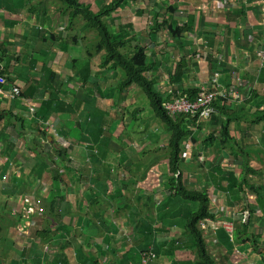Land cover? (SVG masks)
<instances>
[{"label":"crops","instance_id":"0c3cea01","mask_svg":"<svg viewBox=\"0 0 264 264\" xmlns=\"http://www.w3.org/2000/svg\"><path fill=\"white\" fill-rule=\"evenodd\" d=\"M18 1L0 0V45L6 43L10 53L20 56L22 49L28 48L27 45L24 46L27 31L32 33L35 26L42 24L43 19L48 28L50 22L57 24L60 28H56V32L63 35L61 40L56 37L54 40L49 38L29 42V49L32 52L41 53L42 50H46L45 59L39 62L37 73H33L29 79L30 86L38 87L40 90L39 94H35L32 98L33 103L38 106L42 100L46 99L45 102H47L49 98L52 100L55 97L54 94L52 97L42 94L45 92L44 89L52 88L46 85V78L51 77V74L45 75L46 78L40 74L45 65L59 76L58 82L64 81L61 97L69 104H81L78 114L65 119H61L57 113L49 117L54 119L52 120L54 127L50 132L58 131L59 135L65 133V136L72 138L62 139L56 137L58 135L55 137L49 135L48 140L55 148H71L73 155L75 151L84 152L82 150L84 148H95L94 144H97V148H103L104 162L101 164L102 170L99 173L96 172V169L100 168L99 164L92 161L84 162L86 164L84 167L72 158L67 163L66 167L71 171L64 174V178H67L70 185L62 184L66 187L64 188L66 193H64L67 200L57 205L64 210L63 212H67L63 219L67 214L70 215L69 223L65 224L67 221L62 220L58 228L50 226L54 230L57 229L58 235L51 239V243L59 245V251L68 247L67 264H138L139 255L142 252L140 249L147 242L145 236L147 238L154 236L149 235L147 226L136 221V215L143 212V216L152 223L153 221L158 222L154 239L162 246L165 243H171L179 236L175 232L174 223L181 224L177 219L183 217L185 206H188L178 198V195H175L174 191L169 190L168 181L172 174L166 148L169 135L166 133L161 135L158 128L147 125L144 128L149 129V135L146 137L140 135L142 124L137 121V114L141 115L142 112L139 114L137 108L134 109V113L128 111L120 114L121 108L128 109L135 104L136 100L133 99L132 94L137 93L138 88L132 86L125 91H118L120 93L119 104L113 102V92L106 93L108 88L105 85L111 87L114 84L113 79H118L117 83L119 82L121 77L118 76V71L107 73L108 81L93 80L85 84L82 77L74 79V72L80 68H74L73 58L76 47L70 40L73 30L72 33L67 31L62 26L61 20H56L58 14H55V17L52 15V20H50L48 17L35 14L28 16L22 8L15 10ZM98 1H95V4H98ZM170 4H173L171 15L181 23L187 22V25L179 30L178 38H172L169 23L167 25L164 23L169 16ZM137 8L140 10L144 8V13L136 12ZM112 17H114V27L121 23L133 24L134 28L131 32L134 33L135 42L132 44L135 46L139 43L147 48L150 63L153 64L150 77L157 80L156 88L161 91L166 100L170 95L172 99L175 93H184L189 89H209L213 79H216L215 87L228 96L224 99L226 103L222 102L218 109H213L210 117L199 119L202 128L195 131L198 137V141L193 144L195 155L190 154L188 152L190 148L185 146L186 151L184 150L182 154L180 165L182 168L179 169L186 188L198 189L207 193L210 199V209L217 215L214 220H209L208 224L215 226L217 222L220 223L227 219L228 223L233 225L231 230H227L232 232L233 228L234 230L242 229L238 214L245 213L246 221L249 216L252 220L264 216V120L256 124L251 121V117H254L258 111L264 110V62H261L259 56L260 49L264 45V0H146L144 3H131L113 12ZM112 17L107 21L112 23ZM157 17L162 24L158 31H154L152 28L156 24ZM142 24H145L144 28L141 27ZM83 26L84 23L80 31L82 33L81 44L84 43L89 47L92 44L89 31L92 30L89 29L87 32ZM51 30L55 32L54 29L51 28ZM93 39L96 41L95 38ZM51 42L52 46H50ZM15 43L18 46H15ZM101 54L91 59V77L100 72ZM82 60L83 57L79 66L85 70L83 66L87 62V54L84 63ZM181 62L185 64L180 81L173 83L171 77L174 75L175 66ZM61 73H64V77ZM69 78H71L70 81H68ZM31 95L33 96L32 92ZM101 95L106 96L102 98ZM24 102L25 97L22 96L16 100L0 96V148H3L5 144H8L10 148H28L25 139L17 143L15 147L12 142L15 138H21L16 128H29L28 130L32 133L35 129L32 116L28 114V108ZM115 104L120 109H117ZM224 105L228 108L225 109ZM92 109H94L93 112ZM21 117H26V119L22 120ZM228 118H231L229 122L232 141L230 144L222 145L218 139L219 130ZM113 119L117 123L111 131L110 121ZM24 122L26 126H20ZM78 130L81 132L77 133ZM209 133H214L216 137L212 143L204 141ZM137 135L143 139L140 141ZM120 137L127 139L126 143L119 142L118 146L114 141L119 140ZM35 138L34 144L37 143V137ZM148 147L156 148L161 156L155 165L148 163L145 166L147 174L140 172L138 180H133L134 183L131 186L129 183L132 180L125 179L126 163L106 158L108 153L106 149H114L116 152L120 149L122 150L120 154L125 150L136 154L138 152L136 148ZM203 147L208 149L205 150ZM22 153L25 154L24 151L21 155ZM198 153L206 159L203 162L206 165L198 167L197 162L201 159L200 156L197 157ZM133 157H129V160ZM8 158L4 159L8 161L0 163L2 186L9 178L5 169L17 168L14 156H8ZM118 158H120L119 155ZM9 161H11L10 164ZM144 162L147 163L148 159ZM26 170H28L27 166ZM16 174L20 173L16 172ZM3 175H7L4 180L1 178ZM150 175H154V178L157 177L158 180L154 183V180L149 179L148 183L146 178ZM80 180L84 185L86 195L77 198L78 195L73 192L78 188ZM124 183L127 186H121ZM240 185H242V190ZM251 185L257 186L258 192ZM3 188L9 190V187L3 186ZM107 193L112 196L118 194L119 197L124 195L127 200L136 201L121 200L122 202L115 204L105 200ZM129 194L135 196H129ZM92 201L103 202L102 215L83 212L89 210ZM194 205L196 206L195 203ZM90 215L93 217L109 215L110 219L105 223L104 218L95 219ZM174 217L177 219L168 223ZM83 225L86 229L78 232L77 227L80 228ZM261 228V237L264 241V224ZM258 229L255 223L252 224L250 232L253 237L255 233L257 235ZM181 230L178 229L179 233ZM227 230L220 227L217 229L208 227L204 232L210 254L217 263L264 264V246H260L258 242L249 241L244 235L237 243L230 244L225 239ZM77 238L79 239L76 243L71 241ZM258 247L261 249L256 255L255 251L259 249ZM86 248H89L88 252ZM45 254L40 250L37 256L41 258ZM184 254L177 251V257L173 259L184 261L187 256ZM55 258L56 255H53L50 264ZM173 259H168V264H171Z\"/></svg>","mask_w":264,"mask_h":264},{"label":"trees","instance_id":"16d2710c","mask_svg":"<svg viewBox=\"0 0 264 264\" xmlns=\"http://www.w3.org/2000/svg\"><path fill=\"white\" fill-rule=\"evenodd\" d=\"M37 1V2H34ZM47 1L50 0H19L17 3L18 8H22V11L27 13L28 16L38 15L48 17L52 20V13L49 10L48 6L46 5ZM59 1L62 4V8L59 10L60 15L65 18V22H68L70 27H67V31L71 32V30H75V27L72 26V22L76 19H83L84 26L90 28L94 32V38L98 37L97 42L95 43L96 46L94 47V51L96 50V54L100 53L101 59V66L99 74H95V76L91 75V59L95 56L92 52L93 46L91 47L90 51L86 50L87 54V62L84 64L83 70L81 66H79L81 59L80 58H73L74 61V68H80L77 72H74L75 77L83 78L85 84L89 81L98 80L100 81V73H109V72H120L121 79L117 83V85L112 90L115 91L117 89L119 92L125 91L126 89L136 86L141 91L144 92L146 95L150 107L152 108L154 115L158 118L162 123H164L167 131L169 132V141L167 146L168 158H169V168L171 171V176L169 177V190L170 192L174 191L175 195H178L183 201H187L186 203L188 206H191L188 202L197 203L198 206L196 209L191 210L189 209L188 212L185 214V218H178L182 221L180 227L182 228L180 232V236L174 239L171 243H165L162 246L159 245L158 241L154 239L155 232H156V224L152 223L147 217L143 216V212H139L136 215V221L139 224L147 226L149 231V235H153L154 237L145 238L147 242L144 246L141 247V254L139 255V263L142 264L141 255L143 252H147L152 249L157 257L161 256H171L172 258L177 257V251H181L182 253L187 254L184 261H177L175 259L171 260V264H222L217 263L214 258L210 254V250L208 249L206 236L204 231L210 228H226L227 223L229 220L221 221L220 223L217 222L215 226H210L208 224L209 220H214L216 218V212H212L210 209V199L207 196L206 192H202L199 190H191L187 189L183 183L181 172H179L181 161H182V154L184 151V146H189L191 144H195L198 140L196 136V130H200L202 127L199 123V113L196 112L195 114L190 113H179L171 115L167 109L165 108V104L170 102L171 95L166 100L164 95L161 93L160 90L156 88L158 84L157 80L151 79L150 73H152L153 64L150 63L148 50L145 46L137 43V45H133L132 43L135 42L134 40V33L131 32L134 28L132 23H121L117 27L112 26L111 22H108L106 18H111L113 12L121 10L122 8L126 7L131 3H139V2H146V0H104V3L101 6L96 7L98 4H95V0L93 3H85L81 0H54ZM150 1V0H149ZM157 1V0H153ZM165 1V0H160ZM173 4L169 5V16L167 19L164 20V23L167 25L169 23V27L171 30L172 38H178L179 30L183 29L187 22L181 23L180 20L174 18L172 13ZM171 10V11H170ZM144 8L140 10V8L136 9V12L144 13ZM58 13V11H57ZM156 13V11H155ZM160 13V12H159ZM141 15V14H140ZM160 17V15H158ZM156 20L155 26L152 28L154 31H158L161 28L162 22L158 19ZM114 17H112L111 21H113ZM114 22V21H113ZM180 22V23H179ZM51 23V22H50ZM49 23V26H50ZM172 26V27H171ZM52 28V27H51ZM51 28L46 27L45 19H43L42 24L39 26H35V30L31 33L27 31V36L25 37V45L28 48L22 49L20 56H17L15 53H10L9 49H7L6 43L0 45V74L4 78V84L2 85L3 90L9 92L14 87H18L21 92L18 94V97L11 98V100H16L20 96L25 97V105L28 108V114L32 116V122L34 123L33 135L37 137V143L32 144V142H27L29 150L26 151L24 148V153L20 151L17 156H14L15 159V166L17 167H26L28 174V181L33 179H44L43 187L45 190V195L41 196L39 194V199L41 201L47 200L49 210H52L54 214L55 220L58 224L62 223L63 217L67 212H63L60 207H58L57 203H64L67 199L66 194H62L60 189H56V184H66L67 186L70 185V182L67 178H64V174L59 172L58 168H55L56 165L66 166L69 162L70 157L66 153L64 149H56L52 143L48 140V136L60 137L62 139H71L70 136H65V133L59 135L57 132H50L54 125H53V118H49L53 113H57L61 119L68 118L71 115L78 114L81 108V104H69L65 101L64 98L61 97V88L63 87V80L62 83L58 82L59 76L52 71L50 68L43 66L42 72L40 74L42 77L46 78L45 75L51 74L46 78V85L52 86V88L44 89L45 92H42L43 96L52 95L54 94L55 97L52 100L49 98L47 102L45 100L41 101L40 105H36L32 101L34 95H38V87L30 86V77L33 73H37L39 69V62L45 59L46 50H42L41 53L32 52L29 49V42H32L37 39H45L54 40L58 37L60 40L63 39V35H59V32H53ZM80 31H82L80 29ZM79 33L77 32L76 35L71 36V41L74 46L80 47L81 46V39L79 38ZM60 36V37H59ZM137 37V36H136ZM52 42L50 46H52ZM129 45V46H128ZM15 46L18 44L15 43ZM264 46V45H263ZM261 47V49L263 48ZM48 49V48H46ZM260 49V50H261ZM5 62V63H4ZM184 62H181L175 66L174 75L171 77V82H178L180 81V77L182 75V69L184 68ZM79 66V67H78ZM84 71V72H83ZM63 76V74H62ZM71 78L68 79L70 81ZM52 84V85H51ZM22 86V87H21ZM27 87V88H26ZM24 88V89H22ZM53 89V90H52ZM52 91V92H51ZM199 89H189L184 93L177 94L175 93L172 97H179L185 95L189 100H193L199 93ZM33 93V96L31 95ZM51 92V93H48ZM90 92V91H88ZM90 95V94H89ZM91 96V95H90ZM100 97L99 95H97ZM106 95L101 97H105ZM226 103L224 98L216 97L213 102L211 103L212 110L218 109V106L222 103ZM32 105V106H31ZM24 106V104H21ZM224 108L227 109L224 105ZM33 109V110H32ZM229 111V110H227ZM213 113V111H212ZM210 113V115L212 114ZM227 114V112H226ZM210 115L208 117H210ZM257 120H264V110L258 111L255 114ZM1 117V115H0ZM207 117V118H208ZM22 120L26 119V117H21ZM228 118L225 120L224 124L221 125L219 130V141L222 145L230 144L232 141L230 135V122ZM236 119V116H235ZM252 122H256L253 117H251ZM22 127L26 126V123H22L20 125ZM32 127V126H31ZM19 129H22L19 127ZM96 133V130H95ZM102 130L99 133L101 135ZM101 137V136H100ZM216 138L214 133H209V135L205 136V142L212 143L213 139ZM16 140V138H15ZM20 141H24V139H17ZM40 142H44L45 145H42ZM47 148V149H42ZM53 151H51V149ZM92 154H89L88 148H86L87 156L90 158V161L94 162L95 164H103V158L97 157V152L95 148H92ZM204 148V147H203ZM8 149V148H6ZM207 150L208 148H204ZM36 150V152H35ZM50 152H52L55 157L58 158L56 162H53L50 158ZM35 154L37 160H33L31 154ZM170 153V156H169ZM12 157V156H9ZM30 158V159H29ZM44 160H50V165H46L43 167H39L38 164L44 162ZM30 161V163L28 162ZM106 167V166H105ZM68 171H71L70 168H66ZM62 170V168H60ZM75 175V174H74ZM7 178V175H5ZM3 178V180L5 179ZM7 184L9 183V178L6 181ZM5 184V183H4ZM21 185H25V183H21ZM233 187L235 188L236 186ZM253 189H257L258 187L255 185H251ZM12 188V187H11ZM9 187V189H11ZM66 188V187H64ZM242 190V186H240ZM40 190V189H39ZM38 190V191H39ZM6 192H9L6 189ZM22 202V199H19ZM60 201V202H59ZM22 204V203H21ZM21 206V205H20ZM60 209L62 211H60ZM20 210V209H19ZM19 218H21L22 214H17ZM34 215V214H32ZM1 219V216H0ZM10 219V218H9ZM174 220L177 219L176 217L173 218ZM177 219V220H178ZM244 220V219H243ZM252 217L249 216L248 220L246 219L242 222V229L234 230L232 232L225 233V239L228 243L233 244L234 241L238 242L242 239V236L246 233V225L250 223ZM249 221V222H248ZM203 222L205 228L200 226V223ZM179 224V223H178ZM176 226V224L174 223ZM35 232L30 237L35 241L33 246L30 247V253L28 256L32 259V264H42L41 258L37 255L40 254V250L38 249L37 241L41 243H48L51 242V239L54 237H58L56 230L53 229L48 225L38 226L35 225ZM54 231V232H52ZM141 231H143V227H141ZM222 233V231H221ZM232 233H235V239L232 240ZM143 235V233H142ZM146 235V233H145ZM249 241L254 242V239ZM246 239V240H247ZM231 241V242H230ZM166 247V248H162ZM65 248H62L57 255V258L54 259L52 264H67L65 260V254L63 253ZM194 257V259H193ZM25 263H29V260H25ZM156 261L151 262L149 264H155Z\"/></svg>","mask_w":264,"mask_h":264},{"label":"rangeland","instance_id":"374dc122","mask_svg":"<svg viewBox=\"0 0 264 264\" xmlns=\"http://www.w3.org/2000/svg\"><path fill=\"white\" fill-rule=\"evenodd\" d=\"M81 1L85 2V3H93L95 0H81ZM35 2H37V1H35ZM102 4H103V0H99L98 5L101 6ZM46 5L48 6L49 10L51 11V13L54 17H55V14H58V16H56V20L57 21L61 20V24L64 28L67 29V27H70L68 25V22H65V18H63V16L60 15L59 10L62 8V4L59 1L50 0V1H47ZM96 7H98V6H96ZM57 11H58V13H57ZM106 20H108V18H106ZM83 23H84L83 19H76L74 22H72L71 27L72 26L75 27V30L73 31L74 35H76L77 32H80V29H81V26ZM114 25H115V22H112V26H114ZM144 26H145V24L141 25V27H143V28H144ZM51 27H52V29L55 30V32H56V28H60L57 24H54V23H50L49 28H51ZM89 29L90 28H88L86 26L85 30L87 32ZM89 32H90L89 33L90 39H92V41H90V40L89 41L92 42V44L88 47V45H84V43H83V44H81L80 47H77L76 49H74L75 57L80 58V59H82V57H83L82 63H84V60H85L86 50L90 51L91 47L93 46V49H92V52H93L94 47L96 46L95 43L98 40V37H96V41H94L93 30L89 31ZM71 33H72V30H71ZM79 36H80L79 38L81 39L82 33H79ZM139 38H141V37H139ZM93 54L94 55L96 54V50L93 52ZM101 59H102V57H101ZM61 74H63L62 77H64V73H61ZM118 76L121 77L120 72L118 73ZM99 78L102 82V80H107L109 78V76L107 73H100ZM113 81H114V84H112L111 87H108L107 85H105L108 88L107 90L105 88L106 93L112 91V87H114L116 85L118 79L117 80L113 79ZM113 95H114L113 102H115L116 104H119L120 93L118 92V90L113 91ZM132 95L134 96L133 99L136 101H135V104H132L128 109L117 108V105L115 104L116 108L120 109V114H124L128 111H130L131 113H134L133 112L134 109L137 108L139 110V114H140V112H142L141 115L137 114V116H138L137 121L142 124L141 125V128H142L141 131L142 132L140 133V135H142L143 137H146V135H149L150 131H149V129L144 128L145 125L152 126L153 128H158L161 135H162V133H163V135H164V133H166V135H169V132L167 131L164 123H162L158 118L155 117L154 112H153L152 108L150 107V103H149L146 95L144 94V92L138 88L137 93H133ZM31 102H33V101H31ZM93 111H94V109H92V112ZM256 117H257L256 115H254V117H253L256 122H259V123L263 122L262 120H257ZM110 122L112 124L111 125V131H112L115 128L117 121L113 119ZM256 122H254L253 124H256ZM28 129L29 128H25V129L24 128H22V129L16 128V131L22 139H25L26 143L32 142V144H33L36 141V138H35V136H32L33 133L30 132ZM79 132H81V131L78 130L77 133H79ZM137 137H138V139H140V141L143 139L139 135H137ZM169 138H170V136H169ZM17 139L18 138H16L15 141H12L14 144V147L17 145V143L21 142ZM126 139H127L126 137H120L119 140H115L114 143L119 146V142L126 143V141H125ZM168 141H169V139H168ZM168 141H167V146H168ZM40 143L42 145H45L44 142H40ZM94 146H96L95 148H97V144H94ZM0 147H1V144H0ZM187 147L190 148V150L188 152L192 155L194 153V155H195L196 151L194 150L195 147H193V144L190 143V145ZM6 148H8V149H6ZM25 149H26V151L29 150V148H25ZM42 149H47V148H42ZM53 149L54 148H52L51 151H53ZM56 149H58V148H56ZM59 149H64L70 158H72L77 163H81L83 167L86 165V164H84V162H90V158H88L87 151L85 148L84 149L81 148L84 152L78 153L77 151H75L74 155H73V151L71 148H59ZM102 149L103 148H97L95 150L97 152V155H96L97 157L103 158ZM158 149L159 148H157V150ZM87 150H88L89 154L93 153L91 148H88ZM136 150H138V152L136 154L126 152V150L120 154V152L122 151L120 149H119V152H116L114 149L113 150L112 149H106V151H108L107 156H106L107 160L111 159V160H116L117 162L118 161H124L126 163L127 166H126L125 171H124L126 173L125 179L126 180H129V179L132 180V182L129 183V186H131L134 183L133 180L134 181L138 180L140 172H145L147 174L145 166L148 163H152V165H155L157 163V161L159 160V157L161 156L156 151V148H150V147H148V148H136ZM184 150L186 151L185 146H184ZM20 151H24V148H10L8 144H5L3 148H0V163L3 161H8V160H4V159L8 158V156H17V154ZM4 152H5V154H4ZM35 152H36V150H35ZM168 152H169V149H168ZM50 155H51L50 158L53 162H56V160H58V158L55 157V155L52 152H50ZM118 155L120 156V158H118ZM132 156H134V157L131 160H129V157L131 158ZM169 156H170V153H169ZM199 156L201 157V159L199 160L201 163L197 162L198 167H200V165H206L205 163H203L204 161H206V159L203 158L201 153L197 154V157H199ZM31 157L33 160H37V157L35 156V154L32 153ZM146 159H148L147 163L144 162ZM10 162L11 161H9V164H10ZM28 162L30 163V161H28ZM49 162H50V160H44L43 163L38 164V165L41 168L43 166L50 165ZM114 163H110V164H114ZM168 164H169V161H168ZM99 166H100V168L96 169L97 173H99L102 170L101 163L99 164ZM55 168H58L59 172H62L63 174H66L69 172L66 169L67 167L64 165L63 166L56 165ZM60 168H62V170H60ZM180 168H182V166ZM25 170H26V167H22V168L17 167L14 170H11V168H9V167L5 169V171L8 173V176H9V183L8 184L5 183V184H3V186L10 187V188L12 187L11 189H9V192H6V189H4L3 186L1 185V180H0V216H1V219H0V264H30V263H33L32 259L28 256V254L30 253V247H32L33 243H34V241H32V239L30 238V235H33V233L35 232L34 226L35 225H38V226L48 225V226H53V227L57 226V228L59 227V224L56 222V220L54 218V214L51 212V210H49L47 200L41 201L39 199V195H41V196L45 195V190H44L45 186L43 187V182H45V180L36 178V179H33V180L31 179L28 181L27 180L29 177L28 174L30 172L27 174L26 173L27 170L26 171ZM194 171L196 173H198V171H196V170H194ZM16 172H19L20 174L17 175ZM3 177H5V176H2L1 178H3ZM149 179L154 180V183L158 180L157 177L154 178V175H150L149 178L147 177L146 181L148 182ZM21 183H25V185H21ZM168 183H169V181H168ZM73 186H74V183H73ZM121 186H127V184L124 183ZM240 186H242V185H240ZM60 187H62V189H60V190H61V193L64 195L66 193L65 189H64V185L56 184V186H55L56 189H59ZM188 189L198 190V189H193V188H188ZM3 191H5V192H3ZM37 194H39V195H37ZM73 194L78 195L77 198L84 197L86 195L84 193V185L81 184V180H80V184L78 185V188L73 192ZM129 196H135V195L129 194ZM20 198L22 199V202L19 201ZM178 198H180V197H178ZM105 200L112 202V203H115V204L117 202H119V203L122 202L121 200H125V202L136 201V200H127L124 195L119 197L118 194H114L112 196L108 193L105 195ZM183 202L186 205L187 201L185 200ZM188 203L191 206H187V205L185 206L186 208L183 211V217L184 218H185L186 212H188L189 209L194 210L198 206L197 203H195L196 206L192 202H188ZM57 204H59V203H57ZM102 204H103L102 201H92L90 204L91 207L89 208V210L83 211V212H85V213H97V214L102 213L103 214L104 208L102 207ZM240 212H242V211H240ZM18 213H21L22 215H28L31 217V220L30 221L28 220L26 222V224H28V225H26V227L24 229L20 228V225H22V220H24V218H19L17 215ZM32 214H34V215H32ZM67 215H66V218L63 219V221H67L65 224L69 223V216L70 215L69 214H67ZM82 216H85V215H82ZM245 216H246L245 213H243L242 215L238 214V218H239L238 220L240 222H243V219H246V218H244ZM90 217L95 218V219L104 218L103 221L105 223H107L108 219H110L109 215H104L102 217L100 215H97V217L96 216L93 217L90 215ZM178 221L182 223V221L180 219H178ZM171 222H173V218H171V220L168 221V223H171ZM153 223L156 224L158 222L153 221ZM254 223L259 227V229H258L257 235L255 233V236L253 237V235H251L250 230H251L252 224H254ZM262 224H264V216L262 215L260 217H256V220H252L250 222V224L247 223L246 233L244 236L250 238V240L254 239L255 242H258L260 244V246L263 247L264 241L262 240L261 230H260V229H262L261 228ZM76 225H77V223H76ZM182 227H183V223H182ZM85 229H86L85 225L80 226V228L77 227L78 232L84 231ZM175 229H176L175 232L178 233V235L180 236V233L178 231V229L181 230L180 225H176ZM231 236H232V240H233L235 238V233H232ZM78 239L79 238H77L75 240L73 239L71 241L76 243V241ZM60 241H62V239ZM62 243H63V241H62ZM234 243H237V242L234 241ZM66 245H67V243H66ZM228 247H231V246H228ZM59 248H60L59 245H56L55 243H51V242L39 243L38 249L42 250L44 253H46L45 254L46 257L44 255L45 258L41 257L42 264H50V261H51L53 255H56V258H57V255L60 252ZM90 248H91V251H93V248L91 247V245H90ZM258 248L259 249L257 251H255L256 255L258 254L261 247H258ZM88 249L89 248H86L87 252H88ZM22 250H24V252H21ZM66 251H68V247H65V250L63 252L65 254V260L67 259ZM168 259H173V258L171 256L158 257L157 261L155 260L156 261L155 264H168V262H167ZM25 260H29V263H25L24 262Z\"/></svg>","mask_w":264,"mask_h":264},{"label":"built area","instance_id":"2783aa9c","mask_svg":"<svg viewBox=\"0 0 264 264\" xmlns=\"http://www.w3.org/2000/svg\"><path fill=\"white\" fill-rule=\"evenodd\" d=\"M259 56H260L261 62H264V46L260 50ZM216 76L217 75H215V77ZM4 82L5 81H4L3 76L0 75V96H5L8 99L18 97V94L21 92V90L18 87H14L12 88L11 91L6 92L2 88V85L4 84ZM215 83H216V79H213L211 81V88L201 89L198 95L193 100H189L185 95L179 96V97H173L170 102L165 104V108L171 115L179 114V113L195 114L196 112H198L200 118H207L210 115V113H212L213 111L211 107V103L213 102V100L216 97H220L224 99L228 97L226 93H221L215 87ZM21 218H24V220H22V225H20V228L24 229L26 225H28L26 224V222L28 220L30 221L31 217L28 215H22ZM200 226L202 228H205V225L203 222L200 223ZM231 226L233 227L231 223H227L226 228L228 230H231ZM141 258H142V264H149L157 260V255L152 249H150L147 252H143L141 255Z\"/></svg>","mask_w":264,"mask_h":264},{"label":"clouds","instance_id":"9594fccd","mask_svg":"<svg viewBox=\"0 0 264 264\" xmlns=\"http://www.w3.org/2000/svg\"><path fill=\"white\" fill-rule=\"evenodd\" d=\"M1 75V74H0ZM3 176H5V175H3ZM3 179V178H2ZM158 258V257H157ZM157 261V260H156Z\"/></svg>","mask_w":264,"mask_h":264}]
</instances>
